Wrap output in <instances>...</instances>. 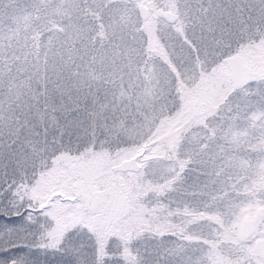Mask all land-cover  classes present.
<instances>
[{
  "label": "snow or ice",
  "instance_id": "6c2138e0",
  "mask_svg": "<svg viewBox=\"0 0 264 264\" xmlns=\"http://www.w3.org/2000/svg\"><path fill=\"white\" fill-rule=\"evenodd\" d=\"M0 264H264V0H0Z\"/></svg>",
  "mask_w": 264,
  "mask_h": 264
},
{
  "label": "rangeland",
  "instance_id": "374dc122",
  "mask_svg": "<svg viewBox=\"0 0 264 264\" xmlns=\"http://www.w3.org/2000/svg\"><path fill=\"white\" fill-rule=\"evenodd\" d=\"M203 134V130L201 128H198V127H192L188 133H187V136L190 137V138H194L198 135H202Z\"/></svg>",
  "mask_w": 264,
  "mask_h": 264
}]
</instances>
